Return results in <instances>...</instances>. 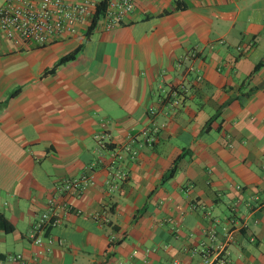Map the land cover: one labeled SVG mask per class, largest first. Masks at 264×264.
Here are the masks:
<instances>
[{
    "label": "crops",
    "instance_id": "0c3cea01",
    "mask_svg": "<svg viewBox=\"0 0 264 264\" xmlns=\"http://www.w3.org/2000/svg\"><path fill=\"white\" fill-rule=\"evenodd\" d=\"M86 30L45 47L0 37L13 226L0 258L37 257L29 235L55 199L62 221L38 264H202L228 232L230 264H264V0H137L116 29ZM84 175L82 194L57 192Z\"/></svg>",
    "mask_w": 264,
    "mask_h": 264
},
{
    "label": "built area",
    "instance_id": "2783aa9c",
    "mask_svg": "<svg viewBox=\"0 0 264 264\" xmlns=\"http://www.w3.org/2000/svg\"><path fill=\"white\" fill-rule=\"evenodd\" d=\"M101 0H0V37L12 41L17 46L35 43L49 46L57 41L66 40L77 35L83 28H88ZM137 0H109L105 16L100 25L105 31H112L126 23L136 11ZM241 51L242 48L240 47ZM92 175L78 179L66 180L58 187L59 193L82 194L93 184ZM242 190L241 187H237ZM253 207H264V194L252 198ZM50 213H45L33 224L30 239L39 248L35 259H26L21 254L0 258V264H38L45 252L52 251L56 243L53 236H46L48 228H56L61 223L58 210L61 208L55 199L49 202ZM70 208L68 205L62 210ZM236 209V208H235ZM227 243L234 240L233 233L228 232ZM210 240H216L211 232ZM227 243L210 247L204 255L202 264H230L227 259Z\"/></svg>",
    "mask_w": 264,
    "mask_h": 264
},
{
    "label": "trees",
    "instance_id": "16d2710c",
    "mask_svg": "<svg viewBox=\"0 0 264 264\" xmlns=\"http://www.w3.org/2000/svg\"><path fill=\"white\" fill-rule=\"evenodd\" d=\"M109 0H101L98 4L97 11L90 21V25L85 32V41L89 40L94 34L96 29L100 26L101 20L105 16ZM81 47L77 48L75 51L63 57L51 70L47 71L46 74L55 73L63 64L71 62L76 59L78 54L81 52ZM178 168V162L176 161L172 168L170 169V176H173ZM0 227L5 231H13V226L9 224L8 220L3 214L0 213Z\"/></svg>",
    "mask_w": 264,
    "mask_h": 264
}]
</instances>
